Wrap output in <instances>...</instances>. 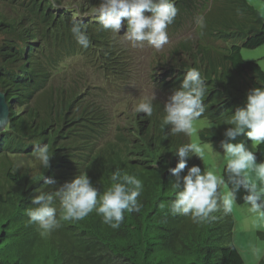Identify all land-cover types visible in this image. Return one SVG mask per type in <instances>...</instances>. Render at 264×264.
Instances as JSON below:
<instances>
[{
	"label": "trees",
	"instance_id": "trees-1",
	"mask_svg": "<svg viewBox=\"0 0 264 264\" xmlns=\"http://www.w3.org/2000/svg\"><path fill=\"white\" fill-rule=\"evenodd\" d=\"M14 1L18 6L12 4L0 17V91L10 106L9 124L0 134V264H245L234 246L232 213H215L217 219L206 223L171 213L175 176L169 169L179 161L175 149L190 142V137L173 135L170 126L161 128L163 105L154 101L151 117L122 109L123 120L116 113L109 115V107L95 95L103 92L97 82L131 89L127 91L129 103L135 98L131 96L136 87L130 78L136 79L131 50L116 45L113 36L97 25L93 6L100 2ZM198 1L177 0L179 13L171 31L186 21L195 24L194 32L165 50L168 54L156 62L163 69L158 90L170 96L179 75L198 68L207 85L203 117L211 124L202 126L199 138L220 151L223 133L230 127L224 124L225 119L245 106L250 89L264 86L262 68L241 54L243 48L264 44V18L248 0H213L209 15L198 16V8L206 2ZM200 16L207 22L203 36L196 25ZM73 17L87 25L91 47L86 50L70 31ZM110 49L117 57L110 59ZM81 57L84 65L76 64ZM117 116L118 125L126 123L119 133L131 145L132 159L107 158ZM143 119L147 123H141ZM105 136L102 148L97 140ZM240 141L250 142L245 135L234 142ZM43 144L54 150L48 169L33 155L34 148ZM84 154H89L87 174L96 178L94 186L101 192L117 167L143 180L140 211L126 212L115 229L93 212L78 222H62L60 228L42 236L26 214V209L34 207L31 200L38 190H54L43 185L42 175L55 179L54 187L59 188L74 175L67 176L59 169ZM256 156L264 161V145L256 150ZM193 165L204 167L195 155L188 159V167ZM186 172L187 168L181 175ZM243 195L241 191L237 205L246 203ZM56 207L59 211L58 200Z\"/></svg>",
	"mask_w": 264,
	"mask_h": 264
},
{
	"label": "clouds",
	"instance_id": "clouds-1",
	"mask_svg": "<svg viewBox=\"0 0 264 264\" xmlns=\"http://www.w3.org/2000/svg\"><path fill=\"white\" fill-rule=\"evenodd\" d=\"M204 1L206 2L198 8V16L209 15L213 0L198 2L201 4ZM97 2L100 3H95L93 6V15L99 21L98 27L109 32L116 45L128 47L131 50L132 75L136 76V79L133 76L130 77L132 83H136L134 88L136 91L134 90L131 96L135 98L129 103H126L127 98L130 97L126 90L106 87V84L97 82L103 92L95 93V95L109 107L111 110L109 115L116 113L123 119L120 111L129 108L131 111L135 110L136 113L151 117L155 110L154 101L162 100L164 115L161 128L170 126V132L173 135L183 133L192 137L195 132V122L204 116L207 108L204 103L207 85L201 71L196 67L184 70L183 74L179 75V82L184 77L180 86L178 82L172 88L173 93L170 96H163L158 90L163 69L156 62L162 61L163 56L168 54L165 49H172L194 32L193 29L190 35L174 46L168 45L178 32L188 25L185 21L178 30L171 31L172 24L179 13V8L176 6L177 0H97ZM12 4L18 6L14 0H0V17L1 13H6ZM70 25V31L81 49L90 48L91 40L87 25L75 17L70 21ZM196 25L200 29V35L203 36L207 27L205 18L198 17ZM98 27H95V32ZM121 31L125 33H120ZM141 48L148 50L152 48L155 54L147 62L142 63L141 57L140 60L135 59L137 55L140 56ZM108 54L110 59L117 57V52L113 49H110ZM77 63L84 65V58L81 57ZM146 63L150 65V69L156 65L149 76L144 75L145 70L141 71ZM144 81L153 85L155 93L154 91L150 95L144 93L146 92L143 87ZM113 91L120 94L119 100H116L117 94L113 95ZM7 107L10 109L8 102ZM117 118L118 116L114 121L117 126L113 127L117 130L110 136L107 158L132 159L129 151L131 145L126 143L123 134L119 133L123 131L126 123L118 125ZM146 121L143 119L141 123H147ZM224 124L230 127L224 131V139L219 145L222 153L215 150L213 146L211 148L214 160L223 165L222 173L215 164L203 169L198 165L188 167V159L193 155L204 161L209 151L207 143L190 140L175 149L179 161L175 167L169 169L175 176V181L171 183L175 199L170 202V211L172 214L189 216L195 223L210 222L217 219L215 213L222 212L225 216L231 214L236 206L238 195L242 191L243 200L249 206V211L264 220V161H258L256 156V150L264 145V86L250 89L246 95L245 106L237 108L225 119ZM241 135H245L250 140L248 143H251V146L243 141L234 142ZM104 140L106 136L97 140V144L102 148L106 146ZM53 154L54 150L48 144L39 145L33 150L34 158L44 169L50 167ZM88 160L89 154H84L82 158L75 157L71 161H66L59 170L65 171L67 176L74 175L65 179V183L59 188L54 187L55 179L42 175L43 185L52 186L54 190H38L31 200L34 207L26 209L29 223L37 224L42 236H47L60 228L62 222H78L93 212L102 218L104 224L115 229L123 222L126 212L140 211L142 204L139 197L144 191L142 179L136 174L117 167L108 176V186L101 192L94 186L96 178H90L87 174L89 173L86 169ZM186 168V174L181 175ZM57 200L60 203L59 211L56 207Z\"/></svg>",
	"mask_w": 264,
	"mask_h": 264
},
{
	"label": "rangeland",
	"instance_id": "rangeland-1",
	"mask_svg": "<svg viewBox=\"0 0 264 264\" xmlns=\"http://www.w3.org/2000/svg\"><path fill=\"white\" fill-rule=\"evenodd\" d=\"M248 2L264 17V0H248ZM188 25L178 32L175 38L169 42V46H174L184 37L190 35L191 31L194 29V24H191L189 27H187ZM134 53L136 54V51ZM154 54L155 50L152 48L149 50L141 48L140 56L137 55L135 59L140 60L141 57L142 63L143 61L147 62ZM241 54L243 59L257 62L264 71V44L255 49L243 48L241 49ZM144 70L146 71L144 75L149 76V73L152 69H150V65L146 63L143 65L141 71L143 72ZM143 87L146 91L144 93H148L149 95L155 90L153 85L147 81L143 82ZM129 90L131 89H127L126 91ZM120 98V94H117L116 100H119ZM203 125L211 127L209 120L204 117L199 119L195 122V132L193 133L192 137H190V140H200L199 132ZM205 143L208 144L209 151L203 161L204 167L207 168L215 164L220 168L222 173L223 165L218 164L214 160L213 154L211 152L213 145L208 142ZM247 145L251 146V143H247ZM220 152L222 153V150H220ZM31 164L34 166L32 161ZM232 217L235 219V230L233 234L234 246L240 252L245 264H259L261 261L264 264V220L259 219L256 214L251 213L249 211V206L246 203L243 205H237L236 203V206L232 212Z\"/></svg>",
	"mask_w": 264,
	"mask_h": 264
},
{
	"label": "water",
	"instance_id": "water-1",
	"mask_svg": "<svg viewBox=\"0 0 264 264\" xmlns=\"http://www.w3.org/2000/svg\"><path fill=\"white\" fill-rule=\"evenodd\" d=\"M8 123H9V108L7 107L5 94L0 92V133L4 132Z\"/></svg>",
	"mask_w": 264,
	"mask_h": 264
},
{
	"label": "bare ground",
	"instance_id": "bare-ground-1",
	"mask_svg": "<svg viewBox=\"0 0 264 264\" xmlns=\"http://www.w3.org/2000/svg\"><path fill=\"white\" fill-rule=\"evenodd\" d=\"M147 46V45H146ZM112 87V86H111ZM113 95H116L117 94V91H113V93H112ZM157 101H159L160 102V104H162V105H164V102L162 101V100H157Z\"/></svg>",
	"mask_w": 264,
	"mask_h": 264
}]
</instances>
